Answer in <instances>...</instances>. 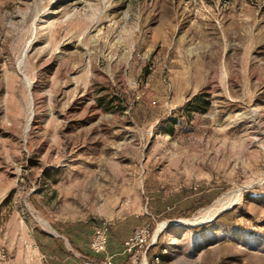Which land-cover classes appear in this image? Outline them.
Instances as JSON below:
<instances>
[{
    "label": "rangeland",
    "instance_id": "374dc122",
    "mask_svg": "<svg viewBox=\"0 0 264 264\" xmlns=\"http://www.w3.org/2000/svg\"><path fill=\"white\" fill-rule=\"evenodd\" d=\"M102 221L264 264V0H0V248L80 264Z\"/></svg>",
    "mask_w": 264,
    "mask_h": 264
},
{
    "label": "built area",
    "instance_id": "2783aa9c",
    "mask_svg": "<svg viewBox=\"0 0 264 264\" xmlns=\"http://www.w3.org/2000/svg\"><path fill=\"white\" fill-rule=\"evenodd\" d=\"M109 229L110 224L107 221L100 222L93 229L88 240L87 253L77 256L80 264H117V255L124 256L126 264H149L147 250L156 244L149 226L135 227L121 243L118 253L106 252ZM151 260L157 262L158 258L154 256ZM0 264H9V257L3 248H0Z\"/></svg>",
    "mask_w": 264,
    "mask_h": 264
},
{
    "label": "crops",
    "instance_id": "0c3cea01",
    "mask_svg": "<svg viewBox=\"0 0 264 264\" xmlns=\"http://www.w3.org/2000/svg\"><path fill=\"white\" fill-rule=\"evenodd\" d=\"M44 239L45 238L39 237L37 240H34L32 247H30L31 249L29 246L25 248L26 252L24 253V256H18V254H15V257L9 258V264H72V259L70 257L63 256L62 254L58 253L57 250H50L52 249L50 238H47L45 241ZM123 240L124 238L118 237L116 235H108L106 252L118 253L121 249V243ZM87 244L84 245L86 246V249ZM76 249L81 250L79 246H76ZM116 263L126 264L124 256L117 255Z\"/></svg>",
    "mask_w": 264,
    "mask_h": 264
},
{
    "label": "bare ground",
    "instance_id": "6f19581e",
    "mask_svg": "<svg viewBox=\"0 0 264 264\" xmlns=\"http://www.w3.org/2000/svg\"><path fill=\"white\" fill-rule=\"evenodd\" d=\"M243 191H244V188H239V189H236L234 191H231L229 193V198L227 199L225 204L221 205L220 207H218L214 210V212H213L214 215H216L218 212H220L223 208H227L232 204L239 203V200L241 198Z\"/></svg>",
    "mask_w": 264,
    "mask_h": 264
},
{
    "label": "trees",
    "instance_id": "16d2710c",
    "mask_svg": "<svg viewBox=\"0 0 264 264\" xmlns=\"http://www.w3.org/2000/svg\"><path fill=\"white\" fill-rule=\"evenodd\" d=\"M192 102H193L194 107H196L197 109H203L202 108L203 107L202 105L204 103V100L202 98H200L199 96L194 97L193 100H192ZM149 249L147 250V253L149 252Z\"/></svg>",
    "mask_w": 264,
    "mask_h": 264
},
{
    "label": "water",
    "instance_id": "95a60500",
    "mask_svg": "<svg viewBox=\"0 0 264 264\" xmlns=\"http://www.w3.org/2000/svg\"><path fill=\"white\" fill-rule=\"evenodd\" d=\"M232 206H233V205H230V206L227 207V208H223L220 212H218L215 216H213V217L211 218V220L214 219V218H216V217H217L218 215H220L222 212L231 209ZM180 222H181V221H177V223H180Z\"/></svg>",
    "mask_w": 264,
    "mask_h": 264
}]
</instances>
